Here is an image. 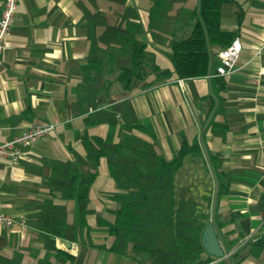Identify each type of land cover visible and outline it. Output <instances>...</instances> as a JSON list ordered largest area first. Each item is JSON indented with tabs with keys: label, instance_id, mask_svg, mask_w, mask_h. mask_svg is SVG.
<instances>
[{
	"label": "crops",
	"instance_id": "0c3cea01",
	"mask_svg": "<svg viewBox=\"0 0 264 264\" xmlns=\"http://www.w3.org/2000/svg\"><path fill=\"white\" fill-rule=\"evenodd\" d=\"M154 1L17 0L0 53V142L29 126L53 128L21 145L17 161L0 158V213L22 221L0 226V264L160 263L138 243L153 244L152 238L124 240L109 229L118 190L107 158L92 166L90 153L110 129L112 144L134 139L118 160L140 156L143 182L156 159L197 145L174 173L173 223L162 230L165 240L172 236L196 249V235L200 241L212 217L223 249L224 235L248 238L264 220V0L221 4L218 27L239 39L238 58L219 75L216 53L225 45L209 44L207 73L186 79L176 77L166 53L172 38L189 33L198 0H160L158 10ZM134 46L168 77L144 89H122L114 77ZM90 60L100 68L85 83L82 67ZM85 88L98 89L94 100L83 97ZM85 180L82 200L64 194ZM244 252L239 264H264L257 246Z\"/></svg>",
	"mask_w": 264,
	"mask_h": 264
},
{
	"label": "trees",
	"instance_id": "16d2710c",
	"mask_svg": "<svg viewBox=\"0 0 264 264\" xmlns=\"http://www.w3.org/2000/svg\"><path fill=\"white\" fill-rule=\"evenodd\" d=\"M229 0H198V10L196 21L192 25L189 33L185 36L172 38L168 44L169 59L173 73L178 79L200 77L207 73L210 53L209 44H228L233 39V34L221 31L218 27L219 8L221 4ZM162 2L155 0L153 9L158 10ZM154 16V11L150 10V17ZM99 64V65H98ZM100 68L97 60H90L86 66L82 67L84 82L92 83L95 79L90 71ZM153 75L152 80H148ZM168 77L166 70H160L153 64L152 59L143 52L142 46H134L127 65L121 66L114 77L119 86L124 90H130L135 85L144 89L155 85ZM104 88V87H103ZM101 89V88H100ZM99 89V90H100ZM98 89L85 88L83 97L90 95L91 100L95 99ZM105 94L106 91H103ZM135 128L144 129L149 133L147 127L134 125ZM99 149L90 153V164L95 166L97 159L101 156L107 158L108 172L114 182V187L118 190L113 194V200L117 203L115 219L109 229L119 234L124 240H133L139 236L150 238L159 237L160 232L165 229H172V214L174 200L172 197L173 176L181 163L183 156L187 152L197 150V145H182L176 155L169 160L158 158L152 169L148 171V182L139 181L137 170L141 169L138 164L140 156H128L126 160H118L119 155L124 152L134 142L133 138H126L114 144L111 143V129L103 141L97 140ZM111 145L109 148L101 144ZM137 148V147H135ZM141 148V147H138ZM130 157V158H129ZM77 177H73L74 181ZM88 181H84L80 186L69 187L64 194L80 201L85 196ZM233 220V219H231ZM169 246L178 254H183L188 250L192 255L190 259L181 260L179 264H209L213 258L209 257L203 250L199 235H196L198 248H191L182 243H176L170 237ZM257 246L264 252V220L250 237L239 235L233 239L223 236L222 246L225 252H230L225 258L216 261L214 264H239L245 258L247 246ZM226 248V249H225ZM205 256L200 257V253Z\"/></svg>",
	"mask_w": 264,
	"mask_h": 264
},
{
	"label": "built area",
	"instance_id": "2783aa9c",
	"mask_svg": "<svg viewBox=\"0 0 264 264\" xmlns=\"http://www.w3.org/2000/svg\"><path fill=\"white\" fill-rule=\"evenodd\" d=\"M17 0H3L0 11V53L5 45V35L9 30L13 15L16 9ZM241 50V43L238 38H233L227 45L223 46L217 53L218 62L215 66V73L225 75L233 67ZM264 73V68L262 69ZM51 124L39 126H29L23 129L8 141L0 142V158L7 159L11 162L17 161L22 157L19 147L33 141L36 138L48 135L52 130ZM15 223L21 224V220H16L13 216L0 213V226L9 227ZM230 252L225 254V257Z\"/></svg>",
	"mask_w": 264,
	"mask_h": 264
},
{
	"label": "rangeland",
	"instance_id": "374dc122",
	"mask_svg": "<svg viewBox=\"0 0 264 264\" xmlns=\"http://www.w3.org/2000/svg\"><path fill=\"white\" fill-rule=\"evenodd\" d=\"M209 222H213L212 221V217L210 218ZM161 234H159V237H155L152 238L153 239V244H151L150 242L146 241V240H140L138 243H140V245L142 246L143 249H148L150 252H153L157 258V261H159V264H178L179 262L182 263V255H179L177 252L173 251L170 249V247L166 246L164 247V243L166 244V241L168 242V240H165V232H160ZM164 242V243H163ZM163 243V245H162ZM192 248V247H191ZM135 253V251H134ZM185 257L186 259H190L192 258V255L189 253V251L185 250ZM154 256V255H153ZM158 264V263H157Z\"/></svg>",
	"mask_w": 264,
	"mask_h": 264
},
{
	"label": "water",
	"instance_id": "95a60500",
	"mask_svg": "<svg viewBox=\"0 0 264 264\" xmlns=\"http://www.w3.org/2000/svg\"><path fill=\"white\" fill-rule=\"evenodd\" d=\"M200 243L204 252L214 260L224 258V251L218 241L211 222L203 227L200 235Z\"/></svg>",
	"mask_w": 264,
	"mask_h": 264
},
{
	"label": "bare ground",
	"instance_id": "6f19581e",
	"mask_svg": "<svg viewBox=\"0 0 264 264\" xmlns=\"http://www.w3.org/2000/svg\"><path fill=\"white\" fill-rule=\"evenodd\" d=\"M224 251V250H223ZM228 253V252H227ZM224 258H225V254H224ZM221 259H223V258H221ZM221 259H219V260H221ZM214 260V259H213ZM219 260H214V263L216 262V261H219Z\"/></svg>",
	"mask_w": 264,
	"mask_h": 264
}]
</instances>
